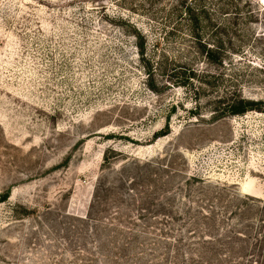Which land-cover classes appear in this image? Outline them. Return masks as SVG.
I'll use <instances>...</instances> for the list:
<instances>
[{
  "label": "rangeland",
  "instance_id": "rangeland-1",
  "mask_svg": "<svg viewBox=\"0 0 264 264\" xmlns=\"http://www.w3.org/2000/svg\"><path fill=\"white\" fill-rule=\"evenodd\" d=\"M178 4L0 0V264H264V112L215 111L264 58L211 63Z\"/></svg>",
  "mask_w": 264,
  "mask_h": 264
},
{
  "label": "trees",
  "instance_id": "trees-1",
  "mask_svg": "<svg viewBox=\"0 0 264 264\" xmlns=\"http://www.w3.org/2000/svg\"><path fill=\"white\" fill-rule=\"evenodd\" d=\"M178 2L179 4L173 8L174 12L178 13L179 17L184 16V18L190 20V30L197 38V44L206 53V58L211 63H217L219 67H225L227 59L233 60L239 54H243L239 55L241 56L239 58L240 61L244 60V55L249 53L246 47L257 50L261 57L264 58V28L260 31L255 29V25L260 23L262 19L264 20V15L261 13L256 1L178 0ZM206 29L211 31V34H208L211 36L210 41L203 38V33H206ZM135 37H138V34ZM138 46L140 47V52L144 54V41ZM255 69L264 72V64L259 65ZM225 75L223 72L216 74V72L210 71L202 72L195 67H182L179 71L170 73L169 80L177 79L183 86H192L194 92L199 94L207 85L212 84L214 80L227 77ZM194 81H198L200 85H194ZM240 92L239 88L238 90L234 88V90L226 92L225 96H220L216 102L215 111L220 114L234 115L244 114L253 110L264 112V99L247 98ZM168 126L169 124H167ZM167 133V130L159 131L154 136L157 138ZM9 195L10 192L7 191L3 199H7ZM248 199L251 198L248 197ZM260 228H263V226ZM258 235L259 237L255 238V241L263 244L264 241L259 239L260 237L264 239V229L260 230ZM262 251V257L264 258V246Z\"/></svg>",
  "mask_w": 264,
  "mask_h": 264
}]
</instances>
